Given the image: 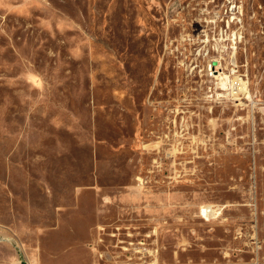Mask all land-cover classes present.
Here are the masks:
<instances>
[{
    "label": "rangeland",
    "instance_id": "1",
    "mask_svg": "<svg viewBox=\"0 0 264 264\" xmlns=\"http://www.w3.org/2000/svg\"><path fill=\"white\" fill-rule=\"evenodd\" d=\"M0 264H264V0H0Z\"/></svg>",
    "mask_w": 264,
    "mask_h": 264
},
{
    "label": "bare ground",
    "instance_id": "2",
    "mask_svg": "<svg viewBox=\"0 0 264 264\" xmlns=\"http://www.w3.org/2000/svg\"><path fill=\"white\" fill-rule=\"evenodd\" d=\"M234 43V42H233ZM234 54V53H233ZM218 69H219V67H214V66H209V72H211V71H215L216 73H217V71H218ZM220 70V69H219ZM207 74H208V71H207ZM209 76V75H208ZM211 76V75H210ZM218 79L220 80L219 82H221V86H222V88L223 89H225L226 87H227V81H228V76L227 75H224L223 76V74H220L219 76H218ZM216 80V79H215ZM238 82V81H237ZM220 84V83H219ZM230 85H231V83H230ZM235 90H237L238 91V93H242V92H246L247 91V89H246V86H245V84H241V87H237Z\"/></svg>",
    "mask_w": 264,
    "mask_h": 264
},
{
    "label": "built area",
    "instance_id": "3",
    "mask_svg": "<svg viewBox=\"0 0 264 264\" xmlns=\"http://www.w3.org/2000/svg\"><path fill=\"white\" fill-rule=\"evenodd\" d=\"M215 211H213V209L211 208H205L202 210V215L203 217H207V216H211Z\"/></svg>",
    "mask_w": 264,
    "mask_h": 264
}]
</instances>
